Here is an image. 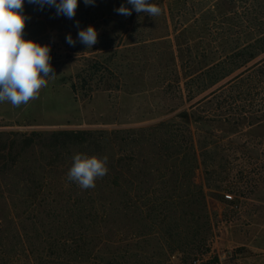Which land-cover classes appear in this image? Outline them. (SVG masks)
I'll use <instances>...</instances> for the list:
<instances>
[{"label": "rangeland", "instance_id": "rangeland-1", "mask_svg": "<svg viewBox=\"0 0 264 264\" xmlns=\"http://www.w3.org/2000/svg\"><path fill=\"white\" fill-rule=\"evenodd\" d=\"M149 2L161 7L159 16L137 13L127 0L93 5L79 0L69 19L54 7L24 0L29 17L24 38L50 45L57 77L27 105L0 103V191L5 195L0 208L13 201V193L6 192L14 188L10 174L39 175L38 162H53L46 136L32 138V133L115 132L111 144L84 143L71 155L124 156L132 187L159 203L165 191L193 209L198 199L188 190L200 188L209 228L199 251L204 264H264V88L256 83L262 68L257 62L264 55L233 74L244 70L230 83L228 77L201 92L195 81L198 64L214 62L224 43L233 41L227 32L244 29L248 2ZM121 4L133 9L130 16L116 11ZM89 25L98 32L92 49L77 39ZM68 34L74 46L67 43ZM238 83L247 90H236ZM219 85L224 88L209 95ZM223 99L240 102L223 106ZM123 135L127 145L120 141ZM170 138L179 144L166 152L163 144ZM24 140L30 143L22 148Z\"/></svg>", "mask_w": 264, "mask_h": 264}, {"label": "trees", "instance_id": "trees-1", "mask_svg": "<svg viewBox=\"0 0 264 264\" xmlns=\"http://www.w3.org/2000/svg\"><path fill=\"white\" fill-rule=\"evenodd\" d=\"M246 2L244 29L227 32L233 41L224 43L217 60L198 64L195 81L201 92L228 77L229 83L240 78L244 70L233 74L264 55V0ZM257 63L262 68L257 71L256 83L264 88V58ZM247 87L239 83L234 86L242 91ZM222 88L224 85H219L209 95ZM220 102L228 106L240 100ZM116 135L90 131L32 133V138L46 136L53 155V162L46 166L53 168L45 171L46 166L38 162L42 170L39 175H9L14 188L6 192L13 193V201L0 208V264H172V257H178L177 264H204L199 251L206 244L209 228L200 188L191 185L188 190L190 197L198 199L193 209L178 205L174 199L179 196L165 191L160 203L149 200L147 192L132 187L129 161L122 155L108 160L109 171L96 181L95 188L82 190L67 180L74 146L111 144ZM126 137H120L124 144ZM26 140L22 148L30 143ZM177 144L174 138L167 139L163 150L168 152ZM63 166L68 170L62 171ZM186 175L183 172L182 178ZM0 197L5 199L4 191Z\"/></svg>", "mask_w": 264, "mask_h": 264}, {"label": "clouds", "instance_id": "clouds-1", "mask_svg": "<svg viewBox=\"0 0 264 264\" xmlns=\"http://www.w3.org/2000/svg\"><path fill=\"white\" fill-rule=\"evenodd\" d=\"M137 13H146L153 17L162 13L160 6L149 0H127ZM40 8L45 5L54 7L57 15L72 19L76 15L79 0H28ZM85 5L95 4V0H84ZM24 0H0V103H10L14 108L27 105L38 99L42 89L50 80L57 77L51 64V47L34 40L24 38L26 21L23 12ZM123 4L116 9L119 14L130 16L132 10ZM79 27V22H76ZM80 43L93 47L98 42V32L94 26L78 31ZM66 41L75 45L71 34ZM67 172V180L74 182L80 189L95 188L96 181L102 179L109 171L108 157L76 153Z\"/></svg>", "mask_w": 264, "mask_h": 264}, {"label": "built area", "instance_id": "built-area-1", "mask_svg": "<svg viewBox=\"0 0 264 264\" xmlns=\"http://www.w3.org/2000/svg\"><path fill=\"white\" fill-rule=\"evenodd\" d=\"M226 198L230 199V198H231V196H230V195H226Z\"/></svg>", "mask_w": 264, "mask_h": 264}]
</instances>
